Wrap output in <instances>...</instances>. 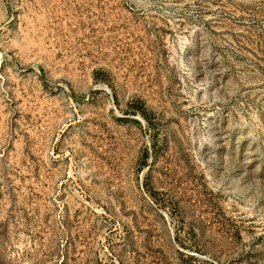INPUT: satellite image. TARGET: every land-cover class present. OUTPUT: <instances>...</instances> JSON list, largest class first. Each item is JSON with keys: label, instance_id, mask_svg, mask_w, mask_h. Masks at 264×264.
I'll list each match as a JSON object with an SVG mask.
<instances>
[{"label": "rangeland", "instance_id": "374dc122", "mask_svg": "<svg viewBox=\"0 0 264 264\" xmlns=\"http://www.w3.org/2000/svg\"><path fill=\"white\" fill-rule=\"evenodd\" d=\"M0 264H264V0H0Z\"/></svg>", "mask_w": 264, "mask_h": 264}]
</instances>
